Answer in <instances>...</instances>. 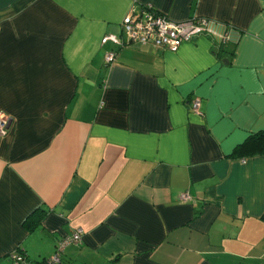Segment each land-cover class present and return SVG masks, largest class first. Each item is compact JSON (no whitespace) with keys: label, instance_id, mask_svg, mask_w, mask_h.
I'll return each mask as SVG.
<instances>
[{"label":"crops","instance_id":"crops-1","mask_svg":"<svg viewBox=\"0 0 264 264\" xmlns=\"http://www.w3.org/2000/svg\"><path fill=\"white\" fill-rule=\"evenodd\" d=\"M142 6L210 31L101 43ZM0 113V264H264V0H0Z\"/></svg>","mask_w":264,"mask_h":264},{"label":"built area","instance_id":"built-area-1","mask_svg":"<svg viewBox=\"0 0 264 264\" xmlns=\"http://www.w3.org/2000/svg\"><path fill=\"white\" fill-rule=\"evenodd\" d=\"M121 32L119 35L105 34L101 37V43L109 41L116 48L126 47L130 44L166 48L175 51L183 41H186L200 33H208L205 18L188 17L175 21L169 19L164 13L153 9L150 6H142L138 9L130 8L120 21ZM116 51L109 49L103 53V63L110 64L115 57ZM193 113L199 112V100L193 99L190 103ZM9 125V118L0 113V136L3 135ZM179 200L189 198L186 192H181ZM83 230L80 227L73 228L68 234L61 236L55 241L52 253L33 262L27 258L25 253L15 247L9 252V264H60V257L64 247L69 244L81 242Z\"/></svg>","mask_w":264,"mask_h":264},{"label":"trees","instance_id":"trees-1","mask_svg":"<svg viewBox=\"0 0 264 264\" xmlns=\"http://www.w3.org/2000/svg\"><path fill=\"white\" fill-rule=\"evenodd\" d=\"M246 142L249 146L253 148V150H264V129L257 131L253 134H249L244 139V141L238 145V147H244V144Z\"/></svg>","mask_w":264,"mask_h":264}]
</instances>
